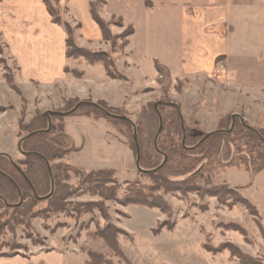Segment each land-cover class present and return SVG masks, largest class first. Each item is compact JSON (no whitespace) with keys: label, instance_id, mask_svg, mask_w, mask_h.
Listing matches in <instances>:
<instances>
[{"label":"rangeland","instance_id":"374dc122","mask_svg":"<svg viewBox=\"0 0 264 264\" xmlns=\"http://www.w3.org/2000/svg\"><path fill=\"white\" fill-rule=\"evenodd\" d=\"M49 1L71 26V36L78 46L108 53L114 61L116 77H109L102 63L89 64L83 57H66L69 63L75 61L76 66L70 67L68 63V71L64 72L71 84L87 88L83 96L71 95L75 91L73 86L62 88L60 84L53 87L23 81L0 37V120L4 124L0 128V153L19 163L23 154L18 143L27 135L24 125L36 113L59 112L69 99L76 103L103 102L117 109L129 125H117L109 120L113 117L101 113L64 117V131L71 140L68 146H73V151L62 158L74 167L64 183L68 195L59 204L46 197L31 201L26 218L13 215L18 209L8 206L3 213L1 208L0 258L41 257L52 261L49 264H54V260H58L56 264H239L238 252L264 264V170L253 172L246 164L248 161L251 168H264V156L255 147L246 140H234L228 145L219 144L208 154H196L194 165L187 171L182 166L189 165L191 159L183 164L179 158H172L169 169L159 172L158 167L137 166L131 146L139 113L159 103L177 106L182 145L185 134L198 143L201 137L219 129L220 120H226V129H231L229 109L235 106L242 110V119L250 127L263 131L264 117L256 116V111L258 106L264 107V89L248 93L226 83L234 74L226 70L220 57L216 58L215 67L203 75L173 77L167 67L160 75L154 62L158 58H152V53L162 56L165 48H179L185 35L182 36L177 20L168 23L160 9L147 10L146 6H151L147 0L145 7L138 2L128 6L113 2L109 9L120 16L107 19L100 13L106 0H93L97 13L107 23L111 41L103 37L92 18L85 17L79 0H75V11L81 22L67 20L68 8L59 6V0ZM249 23L248 33L236 32L231 36L230 47L249 48L254 56L264 58V38L257 31L258 22ZM127 26L133 28V33L124 37ZM193 45L191 42L190 48ZM196 45H200L199 41ZM72 70L82 73L81 76L75 77L69 72ZM5 71L11 74L16 92L7 84ZM58 87L61 90L55 91ZM240 98L245 101H239ZM131 125L133 129L128 131ZM101 169L114 170L115 186L103 184L115 190L114 199L101 197L94 188L96 184L83 178L89 171ZM162 174L176 184L172 183L167 190L150 191L153 178ZM217 188V195L207 193L208 189ZM129 191L157 196L167 209L122 204ZM240 196L254 206L256 214L239 202ZM109 225L119 229L114 237L116 252L99 235Z\"/></svg>","mask_w":264,"mask_h":264},{"label":"trees","instance_id":"16d2710c","mask_svg":"<svg viewBox=\"0 0 264 264\" xmlns=\"http://www.w3.org/2000/svg\"><path fill=\"white\" fill-rule=\"evenodd\" d=\"M51 17L53 23L63 25L66 33V57L77 58L83 57L89 64L102 63L109 77L115 78L114 61L106 51H89L78 46L72 38V28L68 22L63 21L49 0H42ZM105 1V0H104ZM95 1L89 2L90 17L99 26L103 37L111 41V35L107 27V23L99 16L96 11ZM98 2V1H97ZM133 33V28L127 26L124 30V37ZM219 58V57H217ZM157 70H166V67L159 64L158 59H154ZM5 70L7 67L4 66ZM67 72L68 68L64 67ZM75 77H80L82 73L75 70L69 71ZM165 75V74H164ZM4 77L8 85L16 92L17 88L13 83L12 76L8 72H4ZM167 79V75L165 77ZM19 94V93H17ZM76 104V105H75ZM117 109L107 107L103 102H74V100H66L61 113H36V115L24 125L27 130V135L20 140V152L23 154V159L19 163H14L9 155L0 153V209H8L12 207L18 209L13 215L28 217L31 201L41 197H46L47 200H52V203L61 202L68 195L64 189V183L69 178V173L74 169L68 163L62 161V158L69 152L73 151L72 143L68 146V141L71 142L69 136L64 131V117L86 115L91 113L105 114L110 121L120 124H127V119L119 116ZM58 112V111H57ZM50 121V126H49ZM181 121L177 106L170 103H159L156 107L149 106L142 109L139 113V118L135 124V134L132 133V148L135 153V158L138 155V165L145 168H156L158 171H166L169 169V163L172 158H179L180 163H187L189 159L193 162L191 165H184L182 168L188 170L195 163V156L201 152L206 154L210 150H215L219 144H229L231 141L238 140L249 142L252 147H255L260 156H264V130H255L242 119L241 116L235 115L234 123L231 129H226V120H220L219 129L211 132L206 137H201L198 143L193 142L192 136L185 134L184 145L181 143L182 133L179 122ZM232 122V117L230 123ZM182 123V122H181ZM224 125H222V124ZM182 125V124H181ZM182 127V126H181ZM133 129L132 125L128 127V131ZM133 132V130H132ZM177 138V139H176ZM180 138V141H178ZM242 139V140H241ZM197 142V141H196ZM189 156L191 158H189ZM247 158V157H246ZM246 158L245 161H246ZM162 159V160H161ZM201 160L202 157H199ZM161 160V161H159ZM244 161V162H245ZM243 162V161H242ZM250 162L246 161L248 169L253 172L264 170V168H251ZM18 164H22L25 168L21 169ZM247 169V168H246ZM114 170L101 169L92 170L83 176L89 179L92 185H95L98 194L106 199L115 198V190L104 187L103 184L110 183L115 186ZM172 180L162 175H156L153 178V188L150 191L158 188L167 190L170 189ZM176 184V183H175ZM190 185V184H189ZM212 189V188H211ZM220 189L210 190L207 193L217 195ZM220 193H226L221 191ZM50 194V195H49ZM250 212L256 214L254 206L244 197L240 196L239 201ZM139 204L149 207H159L163 210L167 209L166 204L161 198L154 195H145L137 191H129L122 204ZM56 204V205H57ZM2 212H0V217ZM113 230V232H112ZM119 232L113 226L109 225L99 232L100 237L112 248L117 251L114 241L115 234ZM234 249L233 247L231 248ZM237 253L239 264H261L259 260L245 257Z\"/></svg>","mask_w":264,"mask_h":264},{"label":"crops","instance_id":"0c3cea01","mask_svg":"<svg viewBox=\"0 0 264 264\" xmlns=\"http://www.w3.org/2000/svg\"><path fill=\"white\" fill-rule=\"evenodd\" d=\"M79 1L88 19L89 0ZM147 1L151 3V6H146L149 8L147 10L160 9L163 19L168 23L177 20L182 36L185 35V42L181 39L183 43L179 44V48H165L162 56L152 53V58H158L173 77L184 78L208 73L215 67L216 58L220 57L226 70L234 74L226 83L237 85L239 89H244L248 93L254 89H264V58L254 56L249 48H232L229 44L231 36L236 32L248 33L250 21L258 22L257 31L264 38V0ZM76 2L59 0V6L68 8L67 20L81 22L75 11ZM113 2L125 6L138 2L144 6V0H106L100 8L101 15L106 19L113 15L120 16V13L115 12L111 7L109 9V5ZM173 10L178 12L175 13ZM0 37L7 44L11 58L19 68V78L23 81H33L38 85L53 87L60 84L62 88L73 86L75 91L71 95L78 97L84 95L87 88H79L77 84L75 86L71 84L68 74L64 72V67L69 63L65 55V31L59 24L51 21L42 0H0ZM197 41L200 45H196ZM191 42H194V48H190ZM70 63V67L76 66L73 60ZM104 78L105 73H103ZM83 80L85 81L86 78L83 77ZM81 83L84 84L82 80ZM61 87L55 91L61 90ZM99 88L97 85L96 90L99 91ZM239 101H245V98H240ZM247 102L251 105V101L247 100ZM241 111L236 106L229 109L230 114H240L239 116L242 117ZM256 116L264 117L263 105L258 106ZM3 126L0 120V128ZM42 261L47 264L52 262L41 257L30 260L19 256L0 258V264H42ZM53 262L56 264L58 260Z\"/></svg>","mask_w":264,"mask_h":264},{"label":"water","instance_id":"95a60500","mask_svg":"<svg viewBox=\"0 0 264 264\" xmlns=\"http://www.w3.org/2000/svg\"><path fill=\"white\" fill-rule=\"evenodd\" d=\"M49 112H51V113H61V112H57V111H47L46 113H49ZM235 115L236 114H233L232 115V124L234 123V117H235ZM49 126H50V121H49ZM182 128H183V125H182ZM250 128H252V127H250ZM253 129V128H252ZM211 133V132H210ZM210 133H208L206 136H208ZM205 136V137H206ZM20 148V141H19V143H18V149ZM20 150V149H19ZM136 165L138 166V155H137V157H136Z\"/></svg>","mask_w":264,"mask_h":264}]
</instances>
